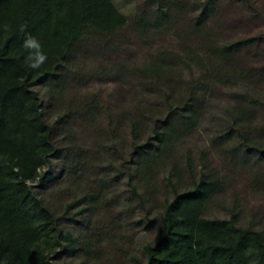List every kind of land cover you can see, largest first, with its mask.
Here are the masks:
<instances>
[{
	"label": "trees",
	"instance_id": "trees-1",
	"mask_svg": "<svg viewBox=\"0 0 264 264\" xmlns=\"http://www.w3.org/2000/svg\"><path fill=\"white\" fill-rule=\"evenodd\" d=\"M153 1L156 7L153 18L157 14L160 18L148 21L143 16L127 18L113 0H0V264H64L61 261L68 258L102 264L104 255L99 249L102 241L111 245L119 264L125 260L131 264H264L262 231L240 227L235 214L229 219L205 217L209 201L221 188V181L212 175L207 178L202 174L198 181H192L189 190L178 192L171 183L178 169L168 170L172 198L163 200L161 232L153 244L143 248L144 263L126 244L129 238L122 235L124 213L117 210L107 213L110 223L103 231L99 224L94 228L89 220L75 219L79 213L90 216L105 204L104 193L112 181L105 170L112 168L115 158L104 151L106 158L99 161V157L86 155L74 143L71 123L81 120L94 126L102 114L97 97L78 99L68 95L63 75L73 79L76 76L71 70L74 62L71 54L76 47L88 39H97L101 44L98 53L108 54L115 47L117 33L127 26L139 33L158 26L172 28L178 23L172 11L183 16L198 10L189 27L180 31L182 36L190 37L180 44V53L160 54L159 59H150L137 69L142 86L154 89L164 99L161 107L166 112L165 116H159L147 111L148 105L137 107L139 117L152 123L151 135L131 146L132 157L136 158L135 175L131 162H126V171L121 174L128 179L129 199L138 203L139 208H144V198L134 182H139L147 194L154 175L165 169L180 140L200 122L205 97L195 91L199 88L206 91L217 84L253 86L264 76L261 69L257 78L251 77L255 70H246L244 60L239 57L241 46L249 43L247 40L219 45L211 38L212 30L205 27V19L217 14L214 0L187 6L181 0ZM175 65L188 70L192 77L184 91L186 95L177 101L170 95L177 89L169 84L172 78L182 80L181 73L173 68ZM118 67L112 65L110 71L122 72ZM193 68L205 74L207 86L194 78ZM50 79L53 82L46 87L44 109L34 86ZM260 103L258 97L248 92L235 93L233 106L226 110L229 132L220 137L221 142L230 143L237 137L240 146L264 156V122L256 120ZM135 117L136 114L124 113L121 121L133 135L141 126ZM176 117L179 120H174ZM109 134L98 140L99 151L108 148L119 156L113 135ZM56 136H60L59 145L54 141ZM102 144H106L103 145L106 149ZM237 150L236 146H227L224 153L229 156ZM55 157L66 171L103 174L97 180L91 176L96 180L95 186L89 183L81 187L77 183L75 191L60 193L58 200L62 201L64 211L59 217L31 188L37 183L43 186L57 180L56 175L41 174L52 166ZM254 184L264 185V173L254 179ZM73 191L78 193L74 195ZM43 197L48 199L49 195ZM55 200L54 197L52 201ZM61 205L57 209L61 210ZM72 209H76V214L68 216ZM64 221L82 224L85 228L82 237L62 230Z\"/></svg>",
	"mask_w": 264,
	"mask_h": 264
},
{
	"label": "rangeland",
	"instance_id": "rangeland-1",
	"mask_svg": "<svg viewBox=\"0 0 264 264\" xmlns=\"http://www.w3.org/2000/svg\"><path fill=\"white\" fill-rule=\"evenodd\" d=\"M113 1L121 13L129 19L143 16L149 21L160 18L159 14L153 18L156 10L153 0ZM197 1L202 0H181L185 6ZM214 2L217 14L205 19V27L212 30L211 38L219 45L247 40L249 43L241 46L239 57L244 60L246 70H255L251 77L257 78V75L259 76L257 71L264 69V0H214ZM172 12V15L178 19V23L172 28L169 26L159 28L158 26L139 33L132 26H127L117 33L115 47L108 54L98 53L101 44L97 39H88L76 47L71 54V58L74 59L71 70L76 75L74 79L73 76L63 75L69 87L68 95H73L71 98L95 96L101 102L102 107V114L96 125L87 126L81 120L71 123L70 128L75 137L74 143L86 155L99 157V161L106 158L107 154L104 151L108 153V157L111 155L115 157L112 168L105 170V173L112 179L104 193L107 199L105 204L96 213L90 216L87 213H79L75 219L89 220L94 228L100 225L103 231L110 223L107 213H113L116 210L124 213L125 217L121 222L122 235L129 238V243L126 244L133 249L141 263L145 262L143 248L153 244L160 235L163 200L172 198L168 181V170L171 168L178 169L176 175L171 178V183L176 186L178 192L189 190L192 181H198L202 174H205L207 178L212 175L221 181L220 192L209 201L206 207V218L229 219L235 214L237 225L240 227L257 229L264 233V185L257 187L254 184V179L264 173V156L240 146L237 137H234L230 143H223L220 140V137L222 138L229 132L226 110L233 106V96L237 92L245 91L260 99L256 120L259 123L264 122V76L253 86L230 83L212 85L206 90L207 92L201 88L197 89L195 93L205 97V102L200 108L202 114L198 126L180 140L174 151V158L166 164L165 169L158 171L148 184L147 194L139 182H134L138 191L143 193L144 208H139L138 203L129 199L128 179L121 173L126 171V162H131L130 168L132 174L135 175L136 165L133 162L136 158L132 157L131 146L146 141L151 135L150 128L152 127V123L139 117L137 107L145 104L148 105L147 111L158 113L159 116L166 115L161 107L164 99L158 96L154 89L142 86L144 84H141V76L137 69L150 59H159L160 54L180 53V44L189 41L190 38L182 36L180 31L187 29L198 14V10H191L183 16H179L176 11ZM153 24L150 22V25ZM112 65L119 66L122 72L119 70L111 72ZM173 68L181 73L182 78L181 81L172 78L169 82L171 88L177 89L176 93L170 94L174 101H177L180 96L186 95L184 91L188 88V82L192 77L188 70H183L184 68L179 65ZM193 73L196 80L201 81L205 86L208 85V80L201 70L193 68ZM52 82L53 80L50 79L34 86L42 99L44 109H46L47 101L46 87ZM124 113L136 114L135 118L141 123L134 135L130 132L129 126L121 122ZM174 120H179V118L176 117ZM49 122L52 123L53 120ZM109 133L113 135L119 156L115 155L114 150L106 149L104 147L106 144H102L104 145L102 148L106 150L99 151L98 140L101 136L109 137ZM255 134L257 138L258 134ZM54 141L59 145L60 136H56ZM227 146H236L237 153L226 155L224 149ZM188 165H190L189 169ZM46 173L56 175L57 180L43 186L37 183L31 185V188L40 194L58 217L64 211L62 201L58 200L61 197L60 193L64 194L72 189L75 191L77 183L81 187L89 183L94 185L96 180L103 175L102 172L91 175L86 172L66 171L58 157L52 159L51 167L41 171L42 175ZM91 176H94L96 180ZM74 191V195L78 193ZM43 195H49L48 199ZM54 197L56 200L52 201ZM66 203H68L67 199ZM59 205H61V210L57 209ZM129 211L131 213H128ZM75 212L76 209H72L67 214L74 216ZM61 228L71 231L77 237H82L85 232L82 224L69 221H64ZM99 249L104 255L102 264H119L118 257L111 250V245L102 241ZM61 262L64 264H97L82 258L76 260L68 258ZM124 264H131V262L125 260Z\"/></svg>",
	"mask_w": 264,
	"mask_h": 264
}]
</instances>
